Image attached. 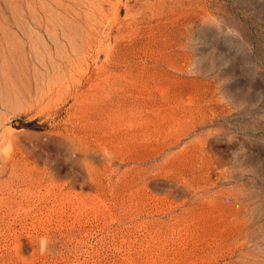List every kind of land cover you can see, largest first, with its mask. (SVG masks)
Segmentation results:
<instances>
[{"label":"rangeland","instance_id":"1","mask_svg":"<svg viewBox=\"0 0 264 264\" xmlns=\"http://www.w3.org/2000/svg\"><path fill=\"white\" fill-rule=\"evenodd\" d=\"M0 264H264V0H0Z\"/></svg>","mask_w":264,"mask_h":264}]
</instances>
